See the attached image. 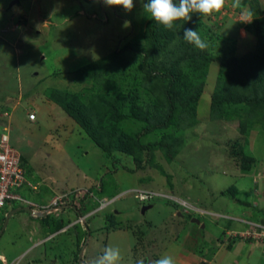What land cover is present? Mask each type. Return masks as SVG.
<instances>
[{
  "label": "rangeland",
  "instance_id": "374dc122",
  "mask_svg": "<svg viewBox=\"0 0 264 264\" xmlns=\"http://www.w3.org/2000/svg\"><path fill=\"white\" fill-rule=\"evenodd\" d=\"M133 3L127 12L99 0H0V133L7 126L9 144L24 160L25 179L38 185L37 190L23 185L9 191L47 203L64 188L77 207L80 197L87 196L83 213L88 214L77 222L73 206L51 209L47 217L23 209L12 214L4 228L10 209L25 207L8 200L0 213V256L5 258L0 264H94L106 247L120 250L118 264H153L164 255L176 264H264V244L246 234L233 238L235 231L250 227L248 221L264 217V198H257L259 205L249 199L256 198L255 169L241 171L239 156L231 151L244 143L237 118L211 117L209 97L220 71V54L241 56L256 49V37L244 25L255 16L251 7L264 15V0H239L235 7L234 0H225L220 12L201 17L211 32L231 43L214 49L217 57L208 66L197 122L182 126L173 142L165 139L170 142L167 148H152L142 168H136L128 154L107 153L60 100L48 98L55 89L67 91L63 95L69 97L95 92L91 73L100 70L114 50L140 41L149 17L143 10L145 0ZM136 126L137 120L127 119L118 129L134 131ZM250 131L245 153L254 149L251 153L264 165V129L255 123ZM160 136L150 133L141 140L154 142ZM168 148L174 155L170 160ZM261 165L256 171L264 170ZM139 191L150 196L139 200ZM112 198L102 208L101 200ZM144 205L151 207L142 213ZM57 222L64 231H57ZM235 241L241 250L237 255L226 251Z\"/></svg>",
  "mask_w": 264,
  "mask_h": 264
},
{
  "label": "trees",
  "instance_id": "16d2710c",
  "mask_svg": "<svg viewBox=\"0 0 264 264\" xmlns=\"http://www.w3.org/2000/svg\"><path fill=\"white\" fill-rule=\"evenodd\" d=\"M249 12L255 16L244 25V29L256 37V49L241 56L223 51L220 54V71L209 94L211 117H235L238 120L244 143H237L231 151L236 155L234 157L239 156L243 172H248L254 161L250 154L245 153L252 133L250 128L260 123L264 129V15L260 16L256 7H251ZM185 28L198 31L206 43L203 51L183 39ZM211 30L212 27L205 24L197 13L191 15L190 21H177L171 30L156 25L148 18L140 41L125 43L107 56L100 70L90 72L95 92H87L88 97L81 92L76 95L70 93L69 97L68 94L63 95L67 91L54 88L55 94H50L48 98L55 97L57 102L60 100L61 107L107 153L117 150L128 154L132 156L136 168H142L150 159L152 148H167L170 142L165 139L175 140L174 135L182 126L190 127L197 122L196 106L204 92L208 66L217 57L214 49L231 43L230 39ZM127 119L137 120L136 130L118 129V124ZM155 132L161 134L156 141L141 140L143 136ZM143 154L145 159H142ZM166 154L169 160L174 157L169 148ZM21 161L24 163L22 157ZM230 195L234 197L233 193ZM85 197H80V207H76L72 200H65V205L59 207L73 205L79 216L85 209ZM56 224L58 229L63 226L62 222ZM84 224L87 232L85 220ZM233 238L241 239V236L234 235Z\"/></svg>",
  "mask_w": 264,
  "mask_h": 264
},
{
  "label": "clouds",
  "instance_id": "9594fccd",
  "mask_svg": "<svg viewBox=\"0 0 264 264\" xmlns=\"http://www.w3.org/2000/svg\"><path fill=\"white\" fill-rule=\"evenodd\" d=\"M99 2H102L107 7H121L127 12H131L134 7L133 0H99ZM224 4L225 0H178V2L177 0H148L147 3H143V10L144 13H147L149 19L154 21L156 25L163 26L166 30H171L177 21H190L193 13L199 14L202 18H208L220 12ZM238 5L239 0H234L233 6L235 7ZM125 26H127V24ZM183 39L201 51L206 48V43L201 39L197 30L185 28L183 30ZM108 201L109 202H106L104 205L100 202L101 206H103L102 208L113 201V198L110 200L108 199ZM85 214L79 215V217H82L81 221H83V215H88ZM89 214L93 213L90 212ZM78 221L79 220H77V222ZM72 225H75V223L73 222ZM64 227L65 226H62L60 231H64ZM234 235L239 234L237 232ZM119 260L120 250L114 247H106L103 255L98 257L94 261V264H118ZM140 264H143V262H140ZM153 264H176V262L173 257L164 255L155 260Z\"/></svg>",
  "mask_w": 264,
  "mask_h": 264
},
{
  "label": "built area",
  "instance_id": "2783aa9c",
  "mask_svg": "<svg viewBox=\"0 0 264 264\" xmlns=\"http://www.w3.org/2000/svg\"><path fill=\"white\" fill-rule=\"evenodd\" d=\"M4 114L7 115V112H4ZM4 129L5 131L0 133V213L3 212L8 200L22 202L25 206L23 208L28 211L30 210L32 214L43 213V211L48 212L51 209L59 208L61 201H69V192L56 194L47 203H38L25 199L18 192L9 191L10 189L20 188L23 185H29L31 187H33V185L25 179L21 165V156L18 151L9 144L7 126H5ZM87 193L89 194V191H87ZM149 196V194L143 191H139L137 194L139 200H145ZM106 202L109 201H101V204H105ZM80 219L82 220L81 216L78 220ZM248 224L250 227L242 231L240 236L246 234L248 237L250 236L255 239L256 242L264 244V223L249 222Z\"/></svg>",
  "mask_w": 264,
  "mask_h": 264
},
{
  "label": "crops",
  "instance_id": "0c3cea01",
  "mask_svg": "<svg viewBox=\"0 0 264 264\" xmlns=\"http://www.w3.org/2000/svg\"><path fill=\"white\" fill-rule=\"evenodd\" d=\"M249 141H250V139H249ZM246 147H247V150H248V147H249V149H250V142L248 143V145H246ZM251 152H254V149H251ZM247 153L248 155L250 154L253 158H254V161H253V164H252V166H251V168L250 169H255L254 170V172L255 173H253V176H252V183H253V191L256 193V198L254 199V197H250L249 199L251 200L252 199V201H254L255 202V205H259L258 203H259V200H260V202H262V199L264 198V174H263V172L262 171H264V170H262V171H256L257 170V166H259V165H261L260 163H259V161L260 160H258L259 158H257L256 156H255V154H253V153ZM263 157H264V154H263ZM261 167L262 168H264V165H261ZM250 171V170H249ZM248 171V172H249ZM243 173V172H242ZM27 181H29V180H27ZM30 182V181H29ZM32 185H33V189L34 190H37L38 189V185L37 184H35V183H37V182H30ZM58 185L59 186H63V182H61V183H58ZM64 189V188H63ZM57 194H59V193H57ZM54 195H56V194H54ZM53 195V196H54ZM52 196V197H53ZM51 197V198H52ZM50 198V199H51ZM259 200H258V199ZM257 200V201H256ZM80 201V200H79ZM248 203H251L250 201H248V200H246ZM247 202H245V205H249V204H247ZM73 204H74V202H73ZM78 204H80V203H78ZM73 206V205H72ZM76 206V205H75ZM71 207V206H70ZM77 207V206H76ZM17 208L18 207H13V208H11L10 209V216H9V218L11 217V215L12 214H14L15 212H18L17 211ZM73 208H74V206H73ZM14 209H16L15 211H13ZM259 209H260V211L262 210V208H260L259 207ZM20 211V210H19ZM29 212V211H28ZM5 213H7V212H5ZM47 212H43V213H38V214H32L31 212H30V214L32 215V216H40V217H43V216H45V214H46ZM215 214V213H214ZM215 215H219V214H215ZM214 215V216H215ZM264 215V214H263ZM39 217V218H40ZM234 218L236 219V220H242L241 218H239V217H236V216H234ZM41 219V218H40ZM9 220V219H8ZM249 222H251V221H248L247 223H249ZM259 222L260 223H264V217H262V215L260 216V220H259ZM32 223H33V221H32ZM34 224V223H33ZM57 231H60V228L57 230ZM235 233H237L236 231L233 233V234H235ZM240 233L241 232H238V234L240 235ZM52 235H54V234H52ZM52 235H48V237H51ZM47 237V238H48ZM39 242V241H38ZM252 242H250V244H251ZM253 244V248L254 247H257V245H254V243H252ZM220 246L221 247H223V248H225V243H221L220 244ZM222 249V248H221ZM240 249V246H239V243L237 242V241H235L234 243H232V245H231V247L230 248H226V251L228 252V253H235V255H237V254H239L240 253V251L241 250H239ZM0 258L1 259H3V260H5V258H2L1 256H0Z\"/></svg>",
  "mask_w": 264,
  "mask_h": 264
},
{
  "label": "water",
  "instance_id": "95a60500",
  "mask_svg": "<svg viewBox=\"0 0 264 264\" xmlns=\"http://www.w3.org/2000/svg\"><path fill=\"white\" fill-rule=\"evenodd\" d=\"M149 207H151V205H144L143 207H142V209H141V212L143 213L146 209H148ZM16 209H14L13 211H15ZM18 210V209H17ZM29 212H30V210H29ZM10 214L11 213H8L7 215H6V217H5V221H4V225H3V227L5 228V225L7 224V221H8V219H9V216H10ZM3 228V229H4ZM83 248V247H82ZM81 255H82V251L80 252V254H79V257L81 258ZM81 260V259H80Z\"/></svg>",
  "mask_w": 264,
  "mask_h": 264
}]
</instances>
